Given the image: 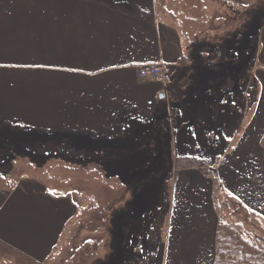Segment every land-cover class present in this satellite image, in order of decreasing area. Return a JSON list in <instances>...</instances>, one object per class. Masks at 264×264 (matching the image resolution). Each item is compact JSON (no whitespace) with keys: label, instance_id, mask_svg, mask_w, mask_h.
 <instances>
[{"label":"crops","instance_id":"1","mask_svg":"<svg viewBox=\"0 0 264 264\" xmlns=\"http://www.w3.org/2000/svg\"><path fill=\"white\" fill-rule=\"evenodd\" d=\"M9 3L0 0V6ZM16 4L27 6L31 13L25 28L16 34L24 40L16 38L0 49L11 53L0 61V158L13 156L12 165L22 164L24 158L33 162L22 157V144H33L28 135L58 144L72 135L91 134L92 141L105 140L103 135L110 132L112 142L91 144H144L139 137L123 135L125 120L155 112L157 117L169 116L167 124L173 128L176 144L183 133H174L173 112L183 114L185 108L190 116L203 105L204 112L216 116L236 104L224 88L240 69L241 45L236 37L247 25V11L240 10L235 0H16ZM13 11L1 12L0 30L11 25L9 15L16 17ZM200 44L207 47L203 55ZM221 48L222 62L211 56ZM242 53H247L245 46ZM151 64L167 65L170 76L164 82L141 80L140 71ZM204 69L225 71L214 84L208 79L209 88L202 91ZM232 84L237 90V83ZM170 85L180 91L181 98L175 102ZM256 99L255 115L264 114V94L262 101ZM186 118L182 117L180 130L203 124ZM220 162L217 177L233 198L242 200L241 183L235 189L228 183L225 169L230 162ZM234 174L240 176L236 170ZM172 176L176 180L171 192L173 214L148 264H215L219 225L236 229L244 239L246 226L219 218L214 178L202 168H174ZM14 184L0 190V264H50L58 245L69 238L67 230L78 210L67 196L50 194L35 179L19 176ZM250 207L255 210L253 204ZM87 234L80 229L72 243ZM250 234L251 239L259 238Z\"/></svg>","mask_w":264,"mask_h":264},{"label":"rangeland","instance_id":"2","mask_svg":"<svg viewBox=\"0 0 264 264\" xmlns=\"http://www.w3.org/2000/svg\"><path fill=\"white\" fill-rule=\"evenodd\" d=\"M3 1L10 3L0 6V14L14 10L12 13L16 12V17L13 19L9 15L11 25L0 30V49L7 47L6 42L16 40V34L25 28L23 25L29 22L31 13L27 6L17 5L16 0ZM235 1L240 3V10L247 11V25L241 36L236 37V44L241 45L240 69L233 75L229 87L224 88L230 91L229 101H236L228 112L222 111L221 115L217 112L219 115L212 116L210 112H204L203 105L197 106L190 116H186L185 108L183 114L173 112L174 133L184 124L182 117L203 122L199 128L186 126L183 139L176 144L173 128L167 124L169 116L157 117L151 112L146 117L125 120L123 135L139 137L144 144H91L112 142L110 132L103 135L105 140L92 141L91 134L85 137L72 135L62 138L58 144H48L41 137L28 135L33 144H22V157H31L32 163H27L24 158L22 164L12 165L13 156L0 158V174L8 175L11 184L15 185L19 176L35 179L50 194L61 198L67 196L78 210L67 230L69 238L61 241L48 263L148 264L161 244L173 214L171 206L175 200L171 192L176 180L172 170L196 166L214 178V201L219 218L244 224L246 239L264 250V114L255 115L259 111L256 97L262 101L264 94V28L259 29L264 27V0ZM16 6L17 10L14 9ZM4 36L8 41H3ZM243 46L246 55L242 53ZM187 47L189 53L191 48ZM200 47H203L201 55L205 54L206 45L200 44ZM198 50L196 47L195 51ZM8 54L11 53L0 50V61L7 60ZM211 56L222 62V48ZM18 57L20 55L14 56L13 61ZM209 60L211 64L213 58ZM209 60L205 59V63ZM224 71L202 70V91L209 88L208 79L214 84L223 78ZM232 82L237 83V90ZM215 87L213 85L214 90L219 89ZM261 104L264 109V100ZM172 108L177 109L175 103ZM207 110L210 111V107ZM46 159L48 161L43 164ZM222 160L225 164L230 162L225 169L229 172L230 187L235 189L237 183H241V191L245 194L242 200L233 198L217 177ZM235 170L240 176L234 174ZM242 176L246 177L244 182ZM252 204L255 210L250 207ZM80 229L86 230L87 236L72 243ZM251 232L259 238L251 239Z\"/></svg>","mask_w":264,"mask_h":264},{"label":"trees","instance_id":"3","mask_svg":"<svg viewBox=\"0 0 264 264\" xmlns=\"http://www.w3.org/2000/svg\"><path fill=\"white\" fill-rule=\"evenodd\" d=\"M170 87L171 100L175 102L181 98V95L179 96L180 91L175 90L173 85ZM179 131L183 132L184 129H178ZM262 147L264 149V137L262 139ZM2 176L0 174V189L9 190L13 188L7 175ZM215 264H264V250L260 246L244 239L236 229L222 224L219 225L217 230Z\"/></svg>","mask_w":264,"mask_h":264},{"label":"built area","instance_id":"4","mask_svg":"<svg viewBox=\"0 0 264 264\" xmlns=\"http://www.w3.org/2000/svg\"><path fill=\"white\" fill-rule=\"evenodd\" d=\"M169 74V68L165 65H150L140 71V79L150 82H159Z\"/></svg>","mask_w":264,"mask_h":264},{"label":"water","instance_id":"5","mask_svg":"<svg viewBox=\"0 0 264 264\" xmlns=\"http://www.w3.org/2000/svg\"><path fill=\"white\" fill-rule=\"evenodd\" d=\"M161 98H165V94H162V97Z\"/></svg>","mask_w":264,"mask_h":264}]
</instances>
